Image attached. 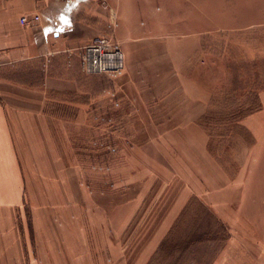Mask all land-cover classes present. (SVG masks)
<instances>
[{
  "label": "rangeland",
  "instance_id": "1",
  "mask_svg": "<svg viewBox=\"0 0 264 264\" xmlns=\"http://www.w3.org/2000/svg\"><path fill=\"white\" fill-rule=\"evenodd\" d=\"M161 3L164 24L176 32L183 3L154 4ZM185 19L182 29L201 37L202 63L196 70L203 89V131L196 133L208 139L201 166L182 156L175 132L140 130L145 116H116L107 107L104 116L89 117L88 129L68 127L67 132L60 129L64 116H58V134L72 140L74 159L59 178L29 180L32 188L21 209L11 212L16 219L11 234L22 235L24 249L36 246L35 220L52 218L57 234L52 233L60 237L64 215L73 226L81 218L75 209L86 214L81 209L87 204L102 203L110 208L108 219H127L119 233H111L116 241L107 238L104 244L107 264H264V137L259 141L243 123L264 103V0H186ZM167 38L172 46L175 36ZM175 173L183 176L181 183ZM133 178L131 200L124 189L129 192ZM32 181H47V189ZM192 182L201 186L199 196L171 203L177 193L186 199ZM52 233L43 228L40 249ZM78 243L72 246L82 255Z\"/></svg>",
  "mask_w": 264,
  "mask_h": 264
},
{
  "label": "crops",
  "instance_id": "2",
  "mask_svg": "<svg viewBox=\"0 0 264 264\" xmlns=\"http://www.w3.org/2000/svg\"><path fill=\"white\" fill-rule=\"evenodd\" d=\"M180 2L184 6L178 14L183 17L178 30L171 32L163 21L164 3L157 6L155 0H0V211L5 212L0 213V264H107L104 244L107 238L116 241L111 233L127 220L108 219L106 211L110 208L89 203L81 209L86 214L75 209V215L81 218L73 226L63 216L66 219L60 221V237L54 235L52 218L35 220L36 246L31 252L22 247L19 232L11 234L10 228L16 227L11 212L21 209L24 196L32 188L29 180L59 178L67 162L74 159L72 140L58 134V116H64L60 125L63 132L68 127L88 129L89 117L104 116L107 107L116 116H145L139 123L140 130L175 132L182 156L200 165L208 144V139L197 134L203 131V89L196 70L202 63L201 37L196 31L182 29L188 20L186 0ZM35 15L39 20H32ZM23 16L31 21L23 24ZM171 34L175 36L172 46L167 38ZM103 36L112 38L124 53L125 69L119 75L88 74L82 68L84 48ZM109 85L112 90L107 89ZM75 115L81 118L75 121L69 117ZM243 121L261 141L264 103L262 110ZM138 177L144 176L140 173ZM175 177L178 183L179 178L184 179L177 173ZM134 180L130 181L129 192L124 189L131 200ZM32 183L47 189V181ZM191 184L194 189H189L187 198L201 190V186ZM187 198L177 193L171 203H185ZM76 226L80 227L78 240L73 233ZM43 228L54 234L40 249ZM62 242L67 245L61 246ZM75 243L85 253H75ZM96 244L101 246L96 249Z\"/></svg>",
  "mask_w": 264,
  "mask_h": 264
},
{
  "label": "built area",
  "instance_id": "3",
  "mask_svg": "<svg viewBox=\"0 0 264 264\" xmlns=\"http://www.w3.org/2000/svg\"><path fill=\"white\" fill-rule=\"evenodd\" d=\"M105 3V0H102ZM39 20V15L32 18ZM28 16H23L21 22L29 23ZM81 62L83 70L88 74H110L118 75L125 68V56L118 44L112 42L108 37H97L87 45L82 54Z\"/></svg>",
  "mask_w": 264,
  "mask_h": 264
}]
</instances>
